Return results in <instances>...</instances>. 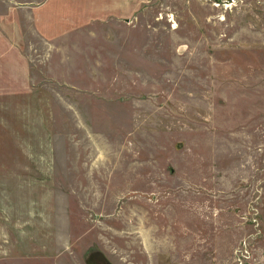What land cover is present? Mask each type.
Here are the masks:
<instances>
[{"label":"rangeland","instance_id":"374dc122","mask_svg":"<svg viewBox=\"0 0 264 264\" xmlns=\"http://www.w3.org/2000/svg\"><path fill=\"white\" fill-rule=\"evenodd\" d=\"M41 1L0 0L27 71L0 75V264H264V0H143L59 45Z\"/></svg>","mask_w":264,"mask_h":264},{"label":"crops","instance_id":"0c3cea01","mask_svg":"<svg viewBox=\"0 0 264 264\" xmlns=\"http://www.w3.org/2000/svg\"><path fill=\"white\" fill-rule=\"evenodd\" d=\"M143 2V0H42L24 14L30 21L32 32L43 44L59 45L63 39L75 32L96 26L98 23L130 22L141 10ZM7 13L11 16V9ZM4 30L7 36L0 38V75H5L3 78L13 82L14 76H26L27 71L20 69L21 74L15 73L14 70L19 68L12 63V53L15 51L14 45L18 46L19 42L9 36L11 33L9 29ZM3 44L8 46L9 51L6 47L1 48ZM26 59L19 52L17 61L24 63L27 62Z\"/></svg>","mask_w":264,"mask_h":264},{"label":"bare ground","instance_id":"6f19581e","mask_svg":"<svg viewBox=\"0 0 264 264\" xmlns=\"http://www.w3.org/2000/svg\"><path fill=\"white\" fill-rule=\"evenodd\" d=\"M173 27H175V25H173Z\"/></svg>","mask_w":264,"mask_h":264}]
</instances>
